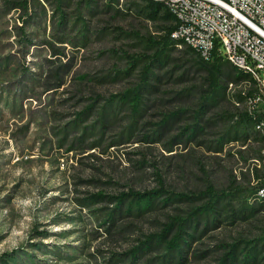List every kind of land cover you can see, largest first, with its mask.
Masks as SVG:
<instances>
[{
  "label": "rangeland",
  "instance_id": "1",
  "mask_svg": "<svg viewBox=\"0 0 264 264\" xmlns=\"http://www.w3.org/2000/svg\"><path fill=\"white\" fill-rule=\"evenodd\" d=\"M19 1L0 0V264H113L111 255L139 245L170 216L204 204L208 188L225 196L185 264H219L233 247L240 260L252 249L251 264H264V199L254 197L264 133L236 118L249 84L223 81L220 97L199 112L206 75L198 55L177 45L151 66L156 88L144 93L141 115L124 107L99 129L106 100L134 88L154 60L160 23L145 17L140 0H92V13L72 0L62 29L53 3L13 7ZM77 14L87 19L85 38L70 29ZM228 134L238 141H224ZM160 187L173 201L145 212L119 216L109 201ZM204 225L202 218L196 230ZM161 253L137 264H157Z\"/></svg>",
  "mask_w": 264,
  "mask_h": 264
},
{
  "label": "trees",
  "instance_id": "2",
  "mask_svg": "<svg viewBox=\"0 0 264 264\" xmlns=\"http://www.w3.org/2000/svg\"><path fill=\"white\" fill-rule=\"evenodd\" d=\"M36 2L41 4V1L54 5V10L56 11V23L59 28L66 29L65 23L67 21L68 13L64 11V7L70 6L72 0H21L19 2H13V7H21L27 9L29 2ZM142 4L141 12L144 13L145 17L155 23H160V27L157 29V39L154 40L156 44V54L154 55V60L150 61L149 64L143 66L140 82L132 89L127 90L123 93L112 95L102 106L99 115V129L103 128L105 122L112 121L116 115L117 110H122L126 107L131 111V116H140L141 105L144 99V93H154L153 89L156 88L149 79L150 68L152 65H157L159 62V57L165 55L166 51L171 47H176L180 42L171 37V32L176 26L175 18L171 12L161 3L154 0H140ZM79 6H83L89 13L93 12L92 0H76ZM111 7V3L106 4ZM73 12H71L72 14ZM87 19L83 18L80 14H77L71 24L70 29L74 27H79L77 29L78 34L81 33L82 37L85 38L86 34L83 30L87 29ZM188 50L195 52L198 55V64L202 67L205 73L204 84L206 88H201L199 94V112L213 105V102L220 97L221 86L223 81H228L227 83H245L249 82V76L237 69L227 60H225L219 53L217 47H215L209 59H203L194 49L188 47ZM230 80V81H229ZM254 87L252 85L248 86L246 96L250 95ZM190 95L191 91L181 93L180 95ZM91 106H88L85 110L78 113V118L72 123L74 128L79 127L77 120L83 121L86 115L90 112ZM175 116V115H174ZM237 122L239 125L245 124L246 127H252L254 129V124L262 119H264V112L253 111L252 114L248 113L246 110L239 112L236 115ZM169 118H165L160 124L159 128L163 129L167 125ZM70 123V124H72ZM69 124V125H70ZM97 125V126H98ZM196 126V125H195ZM193 125V135L197 128ZM94 128V125L90 127V132ZM88 127L83 130L82 136L78 139L81 140L86 136ZM101 131V130H100ZM192 135V134H191ZM248 139L247 136L244 137L243 143ZM224 141H238V136L230 134L223 136ZM215 152L222 151V142L214 146ZM264 183V177H262L261 182L255 186L254 197L257 198L256 192L258 188ZM167 193L162 187L157 189L148 190L145 192H123L120 195L112 196L109 201H116L117 206L115 208V213L119 216L123 212H145L152 210L158 205V201L164 204L173 201V197L170 195L165 196ZM205 196H209L208 200L198 206L193 207L186 215H172L164 222L160 230L154 234L148 235L145 240L141 241L139 245L134 246L132 249L117 255H111L108 262L116 264L120 262H127V264H137V261L144 257L146 254L153 250H161L162 253L158 255L155 259L158 260L157 264H185L187 262L188 253L187 249L190 247L192 241L197 240L198 236L204 235L208 229L209 219L213 213L217 212V206H219V201L225 196L223 192H218L212 188L206 190ZM165 197L164 199H160ZM159 199V200H158ZM124 215V213H123ZM111 225L114 224V218L111 217ZM202 218H205V225L199 232L196 227L200 224ZM215 219V218H213ZM252 250V249H250ZM247 251L245 258L240 260L238 258V253L241 254V250L238 247H233L231 250L226 252L221 258L219 264H251V260L255 258L256 252L252 253ZM116 256V258H114ZM148 261L147 264H150Z\"/></svg>",
  "mask_w": 264,
  "mask_h": 264
},
{
  "label": "built area",
  "instance_id": "3",
  "mask_svg": "<svg viewBox=\"0 0 264 264\" xmlns=\"http://www.w3.org/2000/svg\"><path fill=\"white\" fill-rule=\"evenodd\" d=\"M174 16L171 37L209 59L217 47L222 57L249 76L252 93L246 111L264 112V0H154ZM232 85V83H229ZM264 133V119L254 124ZM257 166L264 173V145ZM264 199V183L256 192Z\"/></svg>",
  "mask_w": 264,
  "mask_h": 264
}]
</instances>
